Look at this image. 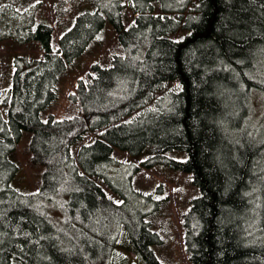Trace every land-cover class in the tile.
<instances>
[{
    "label": "trees",
    "instance_id": "1",
    "mask_svg": "<svg viewBox=\"0 0 264 264\" xmlns=\"http://www.w3.org/2000/svg\"><path fill=\"white\" fill-rule=\"evenodd\" d=\"M47 1L54 23L4 35L38 43L43 56L16 58L4 91L0 264H129L131 254L167 264L154 249L166 240L151 217L168 189L134 187L140 171L160 166L191 175L201 191L181 216L191 264H264V122L252 121L253 92L264 97V0ZM27 3L17 5L28 11ZM128 10L134 19L126 27ZM107 21L119 51L78 81L70 99L80 114L43 121L68 66ZM57 31L65 33L55 49ZM25 132L30 163L42 167L27 193L13 186ZM175 151L188 160L170 157Z\"/></svg>",
    "mask_w": 264,
    "mask_h": 264
},
{
    "label": "rangeland",
    "instance_id": "2",
    "mask_svg": "<svg viewBox=\"0 0 264 264\" xmlns=\"http://www.w3.org/2000/svg\"><path fill=\"white\" fill-rule=\"evenodd\" d=\"M0 1H2L0 2V113L6 117L7 108L3 103L4 91L12 84L15 59L25 55L40 58L43 53L38 43L20 45L11 36L5 37L4 35L10 30L14 31L18 26L33 25L41 20L54 23L57 12L55 6L47 0H39L42 1V4L36 6L34 1L29 0L27 6H24L29 9L28 11L17 5L21 4L22 0H12V6H8L10 3H6V0ZM133 19L132 13L128 10L125 18L126 27L131 25ZM64 33L65 31L56 32L53 41L55 49L59 47V39ZM183 37L184 35H175L172 38L175 41H180ZM118 51L115 30L111 23L107 21L99 39L93 43L86 53L68 66L67 71L58 83V98L42 113V120L47 121L50 116H54L57 120H64L79 115V105L70 99V95L76 92L78 81L86 79L92 73L91 68L94 64L109 65L112 56L117 54ZM258 93L253 92L252 121L256 126H260L264 122V97ZM96 134H90L85 143L90 142ZM31 139L32 134L29 132H25L22 136L20 141L22 167L13 181V186L23 193L37 189L42 173L41 166H34L30 163L29 147ZM77 148L75 151H77ZM115 156L121 162H129L131 159L128 154L118 151L115 152ZM169 156L179 161H186L189 158L187 154L179 151L171 152ZM147 157L144 156L134 161L139 164ZM161 183L168 189V192L163 195L167 199L163 203L161 211L153 215L151 220L155 226V231L161 232L166 241L164 245L155 246L154 249L164 263L191 264L185 253L181 216L189 209L192 201L201 195L200 188L193 184L191 175L162 166L140 171L135 177L134 187L139 191L149 193ZM109 195L115 197L110 191ZM128 262L129 264L134 262L144 264L142 260L136 261L134 254L130 255ZM13 264L21 263L14 261Z\"/></svg>",
    "mask_w": 264,
    "mask_h": 264
}]
</instances>
